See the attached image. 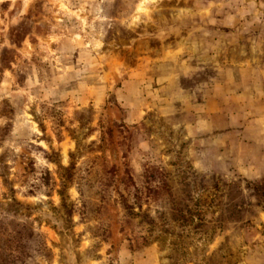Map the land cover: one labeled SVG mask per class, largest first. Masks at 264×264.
<instances>
[{
  "label": "rangeland",
  "instance_id": "obj_1",
  "mask_svg": "<svg viewBox=\"0 0 264 264\" xmlns=\"http://www.w3.org/2000/svg\"><path fill=\"white\" fill-rule=\"evenodd\" d=\"M0 264H264V0H0Z\"/></svg>",
  "mask_w": 264,
  "mask_h": 264
},
{
  "label": "crops",
  "instance_id": "obj_2",
  "mask_svg": "<svg viewBox=\"0 0 264 264\" xmlns=\"http://www.w3.org/2000/svg\"><path fill=\"white\" fill-rule=\"evenodd\" d=\"M216 102V100H214Z\"/></svg>",
  "mask_w": 264,
  "mask_h": 264
}]
</instances>
